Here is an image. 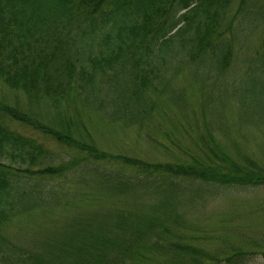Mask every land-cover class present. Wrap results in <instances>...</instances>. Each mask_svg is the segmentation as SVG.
<instances>
[{
	"label": "trees",
	"instance_id": "16d2710c",
	"mask_svg": "<svg viewBox=\"0 0 264 264\" xmlns=\"http://www.w3.org/2000/svg\"><path fill=\"white\" fill-rule=\"evenodd\" d=\"M229 7L0 0V85L26 97L23 109L0 99V264H254L245 246L181 224V194L194 184L192 194L264 185V152L236 147L221 122L205 118L215 101L238 117L264 112V44L243 73L250 87L238 93L225 85L214 95L205 83L188 94L192 77L176 82L202 62L218 69L207 81L235 72ZM99 116L147 151L100 148L90 131ZM22 217L37 224L33 233L19 227Z\"/></svg>",
	"mask_w": 264,
	"mask_h": 264
},
{
	"label": "rangeland",
	"instance_id": "374dc122",
	"mask_svg": "<svg viewBox=\"0 0 264 264\" xmlns=\"http://www.w3.org/2000/svg\"><path fill=\"white\" fill-rule=\"evenodd\" d=\"M229 5L223 25L231 23V28L236 27L225 34L231 37L230 42L233 44L231 55L233 50L239 54V61L234 58L235 72L228 73L229 76L223 77L224 81L220 80L221 82L207 81V79L213 80L212 73L218 71L215 66L202 62L200 65L188 67L176 80L179 85L192 77L189 81L190 86L184 88L188 94H192L194 85L199 88L205 83L214 85V95L220 87L225 85L227 90L231 89L237 93L245 86L250 87L249 81L245 79L251 77L243 73L246 70L247 61L254 56L253 51L264 44V0H229ZM253 17L256 21L255 29ZM206 55L209 56V53ZM230 62L231 59H229ZM194 73H199V77L194 78ZM0 99L20 109L24 108L26 102L23 93L6 90L1 85ZM196 101L198 105L199 96L196 97ZM234 103L236 105L237 100ZM205 118L219 124L221 122L230 141L236 147L254 148L264 152V112L251 108L238 117L235 113L227 112L225 106L221 107L215 101L212 115L206 114ZM98 119L101 122L95 123V127L90 125V131L100 148L127 155H133L132 150L137 148L147 151L146 144L141 143L139 146L134 144L139 143L135 133L130 134L127 131L123 133L125 128H118L117 131L112 127L105 128L107 119H102V116ZM5 123L10 129L46 142V139L27 125L8 120ZM156 139L159 142L158 137ZM48 143L55 148L53 143ZM64 151L68 152L67 149ZM60 154L63 155L62 152ZM193 186L195 191L197 184ZM194 191L187 189V193L181 194L183 208L176 204L183 212L181 224L197 229L204 238H219L221 241L234 243L237 247L245 246L248 251L256 253L252 260L254 264H264V185L245 188L201 187L192 194ZM31 223V219L22 217L18 225L23 226L31 234L37 229V224Z\"/></svg>",
	"mask_w": 264,
	"mask_h": 264
}]
</instances>
